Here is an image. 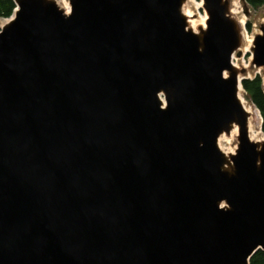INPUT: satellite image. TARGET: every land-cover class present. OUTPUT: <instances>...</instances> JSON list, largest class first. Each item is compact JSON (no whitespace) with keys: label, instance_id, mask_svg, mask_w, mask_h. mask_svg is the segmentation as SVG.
Here are the masks:
<instances>
[{"label":"water","instance_id":"obj_1","mask_svg":"<svg viewBox=\"0 0 264 264\" xmlns=\"http://www.w3.org/2000/svg\"><path fill=\"white\" fill-rule=\"evenodd\" d=\"M14 1L0 28V264H250L264 139L240 97L232 0H203L197 30L188 0Z\"/></svg>","mask_w":264,"mask_h":264},{"label":"rangeland","instance_id":"obj_2","mask_svg":"<svg viewBox=\"0 0 264 264\" xmlns=\"http://www.w3.org/2000/svg\"><path fill=\"white\" fill-rule=\"evenodd\" d=\"M235 1L236 0H232V8L235 6L234 8L237 11L236 14L238 15L237 18L238 19H244V21H245L244 31H246L249 38L254 39L255 35L261 31L260 30L261 24L264 23V6L258 8V9H253L252 7L248 6V11H247L245 8L246 7L245 2L243 0H237L238 6H237V4L234 5ZM196 2H198V3L202 2L201 4L203 5V0H196ZM199 12L202 15L206 13L204 6H202V8L199 10ZM1 18L2 17H0V28L7 21V19H6V21H2ZM248 24H250V26ZM234 63L238 67H246L248 76L249 75L254 76L255 74L261 73L263 75V80H264V74L262 73V71L258 67L254 66L252 64L251 49H250V51H247L244 54L235 55ZM240 93H241L240 96L244 100V103L254 109L252 112V116L250 118V130H249L250 136L252 135L253 140H262V139H264L263 118H262L259 110L245 98L244 91L241 90ZM237 135H238V131L236 129H234L233 133H232V137H231V139H232L231 148L228 149L229 144L226 141H222L219 144L221 149L224 151L228 150L229 152H234L236 150L237 144H238ZM225 145H226V147H225Z\"/></svg>","mask_w":264,"mask_h":264},{"label":"trees","instance_id":"obj_3","mask_svg":"<svg viewBox=\"0 0 264 264\" xmlns=\"http://www.w3.org/2000/svg\"><path fill=\"white\" fill-rule=\"evenodd\" d=\"M245 4L258 9L264 6V0H243ZM16 8L14 0H0V17L9 18ZM250 26V24H248ZM245 98L254 105L263 118L264 125V80L260 74L245 78L242 81ZM264 128V126H263ZM250 264H264V250H258L250 259Z\"/></svg>","mask_w":264,"mask_h":264},{"label":"bare ground","instance_id":"obj_4","mask_svg":"<svg viewBox=\"0 0 264 264\" xmlns=\"http://www.w3.org/2000/svg\"><path fill=\"white\" fill-rule=\"evenodd\" d=\"M60 5L61 7H63L66 12H69V9H70V3L68 0H56ZM202 3V2H201ZM201 3H198L196 2V0H188L184 6H183V11L185 13V15L187 16V21H188V25L190 28L194 29V30H197L198 27L200 26H205L206 25V19H207V13L205 14H201L199 12V10L202 8V4ZM237 4L238 6V3H237V0L234 2V5ZM235 7V6H234ZM232 8V13L234 16H238L236 13L237 11L235 10V8ZM240 9V8H239ZM241 10V9H240ZM239 11V10H238ZM241 13V12H240ZM241 18V17H240ZM244 18V17H243ZM2 21H6V19H2ZM239 21L241 22V26L243 27V46L241 48L242 50V54L246 53L247 51H250L251 47H252V42L254 39L252 38H249L248 34L246 33V31H244V28H245V21L244 19H239ZM235 55L237 54H234V57ZM234 65H236L234 63ZM241 94V93H240ZM241 97V96H240ZM246 107L249 111L253 112V108L248 106L246 104ZM236 129L238 131V127L235 126L233 128V130ZM233 130L231 131V134H222L219 138V144L220 142L222 141H226L228 144H229V147L228 149L231 148V143H232V133H233ZM252 139V135L250 136ZM225 143V142H224ZM222 145V144H221ZM226 147V145H225ZM226 153H229V151H225Z\"/></svg>","mask_w":264,"mask_h":264},{"label":"built area","instance_id":"obj_5","mask_svg":"<svg viewBox=\"0 0 264 264\" xmlns=\"http://www.w3.org/2000/svg\"><path fill=\"white\" fill-rule=\"evenodd\" d=\"M233 63H234V58H233Z\"/></svg>","mask_w":264,"mask_h":264}]
</instances>
